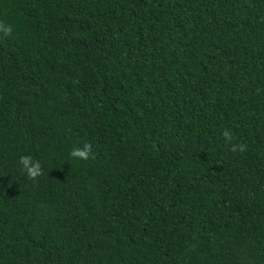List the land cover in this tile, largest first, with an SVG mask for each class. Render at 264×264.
Here are the masks:
<instances>
[{
    "label": "trees",
    "instance_id": "16d2710c",
    "mask_svg": "<svg viewBox=\"0 0 264 264\" xmlns=\"http://www.w3.org/2000/svg\"><path fill=\"white\" fill-rule=\"evenodd\" d=\"M0 24V264H264V0H0Z\"/></svg>",
    "mask_w": 264,
    "mask_h": 264
},
{
    "label": "clouds",
    "instance_id": "9594fccd",
    "mask_svg": "<svg viewBox=\"0 0 264 264\" xmlns=\"http://www.w3.org/2000/svg\"><path fill=\"white\" fill-rule=\"evenodd\" d=\"M0 30L5 31L6 33L10 34L12 29L11 27L4 28L2 24H0ZM224 135L227 137L229 134L227 132L224 133ZM235 147L233 148V151H235ZM91 154V145L90 144H85L84 147L81 148H75L71 151L70 155L73 158H78L82 160H88ZM30 162V157L23 156L20 158V163L24 165L27 174L29 178L35 179L36 177L42 175L41 171V165L39 162L35 164L34 167H28Z\"/></svg>",
    "mask_w": 264,
    "mask_h": 264
}]
</instances>
